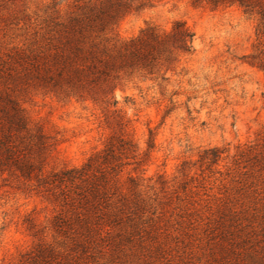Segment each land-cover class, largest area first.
Masks as SVG:
<instances>
[{"label":"rangeland","instance_id":"rangeland-1","mask_svg":"<svg viewBox=\"0 0 264 264\" xmlns=\"http://www.w3.org/2000/svg\"><path fill=\"white\" fill-rule=\"evenodd\" d=\"M51 1L0 0V47L21 40L11 24L15 17L41 15ZM174 21L194 33V52L176 74L168 82L134 74L115 90L140 153L147 150L149 131L155 141L137 173L163 202L150 233L120 249L70 252L48 229L53 206L11 180L0 181V264H17L40 239L54 246L59 264H264V170L257 171L263 164L249 170L235 163L250 148L264 156V70L253 64L260 51L256 19L238 6L149 0L119 22L116 34L129 38L148 24L169 28ZM21 103L30 121L57 140L48 168L81 165L116 129L90 102L30 90ZM212 147L223 153L209 166L201 157ZM37 229L43 232L35 236Z\"/></svg>","mask_w":264,"mask_h":264},{"label":"trees","instance_id":"trees-1","mask_svg":"<svg viewBox=\"0 0 264 264\" xmlns=\"http://www.w3.org/2000/svg\"><path fill=\"white\" fill-rule=\"evenodd\" d=\"M147 2L53 0L41 15L15 17L11 24L22 38L11 47H0V181L6 185L11 180L53 206L48 229L55 239L66 241L70 252L120 249L148 235L162 216L157 206L163 202L156 192L149 194L137 174L150 158L154 137L149 131L147 150L140 153L128 133L132 120L118 107L115 90L134 74L168 82L193 54L194 33L184 22L174 21L169 28L148 24L134 36L119 38V22ZM189 2L211 9L238 6L254 16L260 51L253 64L264 70V0ZM30 90L58 100L90 102L100 109L105 125L116 129L81 165L48 168L57 140L26 115L21 100ZM251 149L240 153L235 163L249 170L263 164L257 170L263 171L264 156L258 158ZM222 153L208 148L201 160L211 166ZM165 184L159 181L160 191L165 192ZM29 228H35L32 221ZM41 232L34 230L33 235ZM57 255L54 246L40 239L17 264H59Z\"/></svg>","mask_w":264,"mask_h":264}]
</instances>
